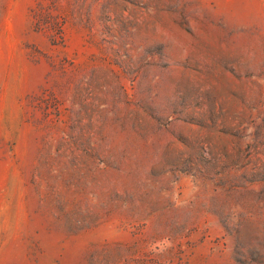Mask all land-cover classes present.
<instances>
[{
	"label": "rangeland",
	"instance_id": "rangeland-1",
	"mask_svg": "<svg viewBox=\"0 0 264 264\" xmlns=\"http://www.w3.org/2000/svg\"><path fill=\"white\" fill-rule=\"evenodd\" d=\"M0 264H264V0H0Z\"/></svg>",
	"mask_w": 264,
	"mask_h": 264
}]
</instances>
